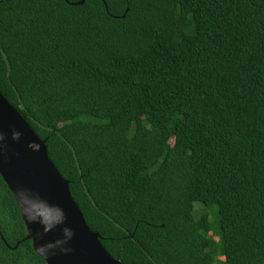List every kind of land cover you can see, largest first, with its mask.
I'll list each match as a JSON object with an SVG mask.
<instances>
[{
    "label": "trees",
    "instance_id": "1",
    "mask_svg": "<svg viewBox=\"0 0 264 264\" xmlns=\"http://www.w3.org/2000/svg\"><path fill=\"white\" fill-rule=\"evenodd\" d=\"M1 0L0 89L124 264H264V0ZM0 174V264H46Z\"/></svg>",
    "mask_w": 264,
    "mask_h": 264
},
{
    "label": "water",
    "instance_id": "2",
    "mask_svg": "<svg viewBox=\"0 0 264 264\" xmlns=\"http://www.w3.org/2000/svg\"><path fill=\"white\" fill-rule=\"evenodd\" d=\"M0 174L20 208L25 239H32L46 264H124L87 224L69 180L49 156L46 139L37 135L1 89Z\"/></svg>",
    "mask_w": 264,
    "mask_h": 264
}]
</instances>
